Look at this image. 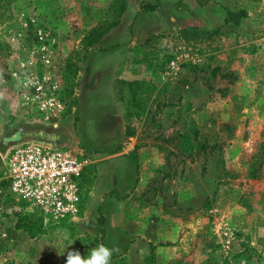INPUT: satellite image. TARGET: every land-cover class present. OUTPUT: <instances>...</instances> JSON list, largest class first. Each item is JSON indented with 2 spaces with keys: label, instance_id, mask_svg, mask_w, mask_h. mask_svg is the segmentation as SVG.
<instances>
[{
  "label": "rangeland",
  "instance_id": "1",
  "mask_svg": "<svg viewBox=\"0 0 264 264\" xmlns=\"http://www.w3.org/2000/svg\"><path fill=\"white\" fill-rule=\"evenodd\" d=\"M142 1L153 2L0 0V264H65L68 251L87 257L101 243L119 249L111 264H127L133 234L147 235L141 241L149 244L148 234L157 232L172 234L173 243L155 241L162 245L183 243L173 264H264V0H219L205 14L201 0L185 1L196 6L187 22L171 0L163 4L166 15L143 17ZM227 10L246 15L237 27L214 28ZM94 30L104 31L101 41L85 47ZM37 31L54 42L60 97L72 108L51 129L59 132L57 144L92 153L84 157L80 219L42 224L31 239L21 228L37 217L7 193L2 160L10 146L34 140L37 129L17 116L5 124L2 116L17 112L10 73L22 61L15 53L31 52ZM172 60L177 69L168 68ZM123 86L132 91L121 100ZM161 128L176 135L152 146L179 154H167L163 165L180 181L138 188L132 148L151 145L138 140ZM117 142L119 152L104 153ZM167 217L179 221L169 227Z\"/></svg>",
  "mask_w": 264,
  "mask_h": 264
},
{
  "label": "built area",
  "instance_id": "2",
  "mask_svg": "<svg viewBox=\"0 0 264 264\" xmlns=\"http://www.w3.org/2000/svg\"><path fill=\"white\" fill-rule=\"evenodd\" d=\"M35 41L31 52L15 53L22 60L17 70L10 73L17 112L3 114L2 119L6 124L17 116L16 119L37 130L56 129L72 108L69 101L60 97V69L52 49L54 42L47 43L39 31ZM168 68L177 69L176 62L170 61ZM85 164L77 146L40 140L16 143L6 150L2 160L6 191L13 200L28 206L42 224L70 225L82 214Z\"/></svg>",
  "mask_w": 264,
  "mask_h": 264
},
{
  "label": "crops",
  "instance_id": "3",
  "mask_svg": "<svg viewBox=\"0 0 264 264\" xmlns=\"http://www.w3.org/2000/svg\"><path fill=\"white\" fill-rule=\"evenodd\" d=\"M163 1V3H162ZM158 0V8L152 12V13H141V15L144 16H155L158 13L160 14H165L169 11H166L164 8L165 4L164 2H166L168 4L169 0ZM173 1L172 6L170 7L171 9H173L175 12L180 11L181 13L184 14L183 18L185 19V22L189 21L186 17L190 16L188 13L190 12H194L196 11V6L195 7H189L188 3L185 1H189V0H182V2H180V0H171ZM194 2V0H192ZM219 2V0H201V4L203 6H198L196 3V5L198 6V10H200V13L205 14L206 12H210L211 8H213L214 6L217 7L214 3ZM208 5H205L207 4ZM205 5V7H204ZM137 13V11H136ZM224 18V17H223ZM223 18L222 16L220 17V24H215L214 28H220L219 26L222 25L223 22ZM170 20V19H169ZM172 20V19H171ZM168 21V19H167ZM170 21H168L169 23ZM176 135V134H173ZM171 135V136H173ZM165 134V132H163V128H161V130H159L156 134H152L151 136H149V138H145V141L143 140H138L139 143L142 142L143 145H146L145 143L150 141V144H147L146 147H141L140 149H135V147L132 148V152H133V156H135V154L137 155V159H138V167L136 168V171L138 172V176L135 177V185H137V187H146L147 189H150L151 187H163L165 186L168 182L169 179L171 180V182L176 186V183L179 182L180 177L179 175L174 176V174L171 175V177L168 178V176L166 175V166L163 165V161L165 160L164 158L167 156V154H169L168 158H171L172 156H179V154L174 151L171 150V152H168L162 148H158L157 146H153L155 145L156 140H159L157 142L160 143V141L162 139H168V137H171ZM135 149V150H134ZM134 150V151H133ZM201 156L199 155L198 158L196 159L194 165L196 166H200L203 164V160H204V153L201 152L200 153ZM208 158V162H209ZM204 167V166H202ZM177 171V168L173 169V172ZM180 173V172H179ZM199 173H200V168H199ZM197 176H199V181L203 180L204 178L200 177V175L198 174ZM185 176L182 177L181 182L186 184L185 181ZM194 183L195 180H193ZM187 183H189V186L192 187V182L187 181ZM187 185V184H186ZM174 187V186H173ZM136 191V189H135ZM164 195V194H163ZM156 213L155 215L158 216V213L160 212V210L155 209ZM186 213V212H185ZM184 216V215H183ZM0 219L3 220L4 218H2L0 216ZM159 222H161V218L158 219ZM164 221H167V225L170 227L171 225H173V222H178L179 219L178 218H174V217H167L164 219ZM162 224H164L162 222ZM159 225H161L159 223ZM181 232V231H180ZM196 232V230H192L191 233ZM144 237L147 236L145 234H143ZM143 235L139 234V233H135L133 234L134 240L132 239L131 244L129 245V249L126 251L124 257H127V264H173L174 263V258H175V253L176 251H180V249L183 251V243L181 244V248L180 245L176 244V246L173 245H169L168 244H160L158 242L155 241H161L164 240L166 241H171L170 240V232H157L155 234H151V236L148 234V239L145 241L146 243L149 244H143V242L141 241L143 239ZM186 235V234H185ZM187 235H190V232H188ZM186 235V236H187ZM161 238V239H158ZM163 238V239H162ZM181 241V240H180ZM152 242V243H151ZM143 247V248H142ZM148 247H150L151 249V255L149 253H147ZM180 248V249H179ZM191 249H193V252H195V255H197V248H195L194 251V247H191ZM149 251V250H148ZM196 258V257H195ZM193 260V259H192ZM149 261V262H148ZM189 264H193L192 262H190Z\"/></svg>",
  "mask_w": 264,
  "mask_h": 264
},
{
  "label": "trees",
  "instance_id": "4",
  "mask_svg": "<svg viewBox=\"0 0 264 264\" xmlns=\"http://www.w3.org/2000/svg\"><path fill=\"white\" fill-rule=\"evenodd\" d=\"M157 8H158V0H153L152 3L151 2L142 1L139 4L138 11L141 12V13H152ZM121 11H122V8H120L119 10H114V14L118 15ZM123 11H124V9H123ZM112 12H113V10H112ZM121 14H122V12H121ZM245 15L246 14L244 13L243 10H239V11H236V12L235 11H229V10H227L225 12V15H224V18H223V24H229V25H232V26L237 27L240 24V20L242 18H244ZM103 33H104V31L101 32V33H99V32H97L95 30L93 32H91V34L86 39L87 42L85 44V47H89L92 43H94V42H96L98 40L101 41L100 39L102 38L101 36L104 35ZM118 45L119 44H117V45L116 44H113L112 46H110L107 49L112 50L113 48H115ZM94 51L99 52V53L104 52L102 48L101 49L99 48V49L94 50ZM126 91H130V93H131L132 86L129 87V88H127V90L125 89L124 86L122 87V91H121V95H120V97H121L120 99L121 100L127 94ZM132 96H133V93H132ZM125 100H126V103L127 104H130L131 105V104H133V100L134 99H132L131 96H129V97H126ZM77 120L78 119H77V117L75 115L74 116L73 124L76 123ZM32 134H33L32 136H33V139L34 140L45 141V142L53 143V144H57V143L60 142L59 141L60 140L59 139L60 138L59 137V132H57L56 130H51V129L37 130V131L33 132ZM82 141H84V140L82 139ZM81 146L82 147L84 146L83 147V157H85L86 155H89L90 153H92L91 150H89V149H87L85 147V145H81ZM121 148H122L121 144L119 142H117V143H114L111 147L106 148L105 151H104V153L105 154H114L116 152H119L121 150ZM132 155H133V152H132ZM2 184L5 185V187H6V182L5 181H3ZM41 222H42L41 219L37 217V220L34 221V222L27 221V223L24 224V226L21 229H23V232L27 235L28 238H31L32 239L35 236L41 234V226H42V223ZM15 227H18V226L15 224ZM101 234L103 236V231L102 230H101Z\"/></svg>",
  "mask_w": 264,
  "mask_h": 264
},
{
  "label": "clouds",
  "instance_id": "5",
  "mask_svg": "<svg viewBox=\"0 0 264 264\" xmlns=\"http://www.w3.org/2000/svg\"><path fill=\"white\" fill-rule=\"evenodd\" d=\"M62 238L68 239L69 234L67 232L62 233ZM117 252H119L118 248L108 247L101 243L93 247L87 257L82 256L80 252L76 250L68 251L65 264H111L112 256Z\"/></svg>",
  "mask_w": 264,
  "mask_h": 264
}]
</instances>
